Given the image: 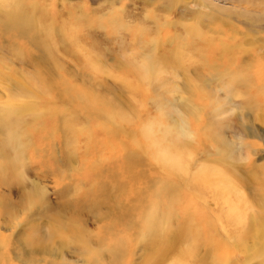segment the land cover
I'll return each mask as SVG.
<instances>
[{"label": "rangeland", "instance_id": "obj_1", "mask_svg": "<svg viewBox=\"0 0 264 264\" xmlns=\"http://www.w3.org/2000/svg\"><path fill=\"white\" fill-rule=\"evenodd\" d=\"M147 55L157 74L141 81L129 64ZM98 101L126 115L124 124H105L103 111L87 106ZM24 104L29 108L10 110ZM148 126L154 136L166 126L189 133L179 138L192 153L185 173L140 151ZM126 160L135 184L123 174ZM206 163L230 173L257 209L264 192V0H0V264H95L84 251L96 247L106 264L118 237L100 230L127 212L131 185L146 205L160 193L158 213L167 212L171 227L193 231L200 218L225 238L218 200L191 182ZM55 218L65 236L50 233ZM80 226L89 244L77 238ZM227 230L235 241L229 262L243 264L250 248L238 243L242 228ZM131 246H117L116 264L142 263L144 240ZM203 251L202 264H215Z\"/></svg>", "mask_w": 264, "mask_h": 264}, {"label": "bare ground", "instance_id": "obj_2", "mask_svg": "<svg viewBox=\"0 0 264 264\" xmlns=\"http://www.w3.org/2000/svg\"><path fill=\"white\" fill-rule=\"evenodd\" d=\"M129 66L132 69L131 72H133L137 79L141 81H149V79H152L157 74V62H154V59L150 55H147L137 63H133L132 65L129 64ZM83 98L84 102H87V96L83 94ZM87 106L92 111H98L99 115H102L101 113L103 111V116L105 118L103 121H105V124H112L114 120L124 124L125 118H127V116H124L122 112L119 113V111L116 112L111 109H107L105 104L100 101H98V104L94 106ZM9 107L10 106L7 108ZM7 108L4 110L5 116L12 115L11 111L14 110H26L29 108V106L27 104L17 107L13 106L10 107L11 111ZM189 112H191V109ZM113 126V130H118L121 128L114 124ZM174 129L175 128L172 129V126H166L161 131V135L154 136V133L148 126V129H144L142 133L143 137L148 140H145L146 142L143 141V145L139 147V149L140 151L143 150L142 152L149 153L151 158L154 161H157L162 167L167 168L172 172L185 173L189 169V162L192 153L190 152L191 150H189L188 145L182 143L179 138H181V136H189V133ZM174 131L175 134H172L174 137L176 135L177 138L173 137L172 141H167L165 139L166 134ZM127 161L128 160L123 162V174H126V176L129 178V184H132V182L135 184V176L132 174V176L128 175L127 170L130 168V165H125ZM219 166L220 165H216L215 163L202 164L200 167L198 166L199 168L197 167V169L192 171L190 176L192 183L198 184L201 187H207L206 189H209L215 199L218 200L217 203L220 206V214L225 221L224 222L221 219V229H223L225 232V238L214 234L217 232L218 227L213 226V224H210L209 222L203 223L200 218L197 219V225H192L191 222L193 231H188V229H186L187 227H171V224L174 225L175 223L172 219L170 222H168L169 216L167 212H165V210L168 209H164L165 213L163 214H159L160 212L158 213V207L156 205L158 203L156 202L157 200L155 201V199L157 196L160 197V193L154 191L155 193L153 194V198L149 197L152 201L146 205V203L144 204V199L142 198L143 196H141L142 192L136 190L135 187L131 185L128 196L133 195L134 198L131 200V202H133L132 204H127V212L119 216H117L115 213L117 217H112L110 215V218L112 219H110L109 224L106 226L104 225L100 230L102 237H105V235L108 234L109 238L107 239L111 241L113 240L114 236L118 237L116 240L112 241L115 244L114 246H116L114 248L111 247L110 252L112 254L109 256V252H107V255L104 253L107 256L106 264L117 263L118 257L115 255V253H117V246L120 249V245L132 247L131 245H134L136 239L138 240V238L143 239L145 243V253L142 258V263L140 262V264H165V261L170 254L171 260L167 264H184L185 261L189 260H191L194 264H202V255H199L202 247H204V258L205 256L207 257V255H212L210 258L212 262L215 261V264H236L234 262H229L228 256L230 251L232 252V255H234L232 249L235 245V241L227 230V227L231 225H237L242 228V232L237 235L239 238L238 243L242 245V248H250L244 253L243 264H250L252 260H256V264H259V259H264V192L260 195L261 199L259 204H256L257 209L254 210L253 207L255 206V200L250 201L248 196H246L245 193H242L238 188L236 185L237 183L233 181L231 174ZM99 177L101 176L97 174L96 178ZM164 188L162 192L164 193V197H166V199L168 196L172 198L174 193L170 190L168 191V189L164 190ZM146 190L148 189L146 188ZM97 191H100V187H97ZM105 192H107V190H105ZM104 194H106L105 196H108V193H101L103 198ZM97 198L99 199V196H97ZM159 199L164 202L162 198ZM166 199L165 201H167ZM174 199L175 197H173V201ZM170 200L171 199H169V204L167 202L166 204L170 205L169 207L171 208ZM118 206L119 204L115 209H117ZM198 224L203 226L202 230H200ZM120 226H122V232L119 230L118 232L115 231L116 228ZM53 228L54 229H51L53 231H50V233L55 237L65 236V232H63L62 229L64 228V225L61 224L60 219H54ZM215 229L216 231L214 232ZM113 230L115 232H113ZM76 235L77 238L84 244H86V241L87 244H89L88 239H85L83 227L80 226ZM188 235L191 236V247L188 248L187 246L184 248L182 244L187 240V238H189ZM248 236L252 237V243L248 245L246 242L247 244L243 247L244 243L241 242L248 239ZM243 251L244 250L241 252ZM84 252L87 254V261H95V264H105L102 262L103 253H101L97 247L95 248V251L90 253L88 251ZM213 253H218L216 260V257L213 256ZM144 260L148 263H145ZM114 261L116 262L114 263Z\"/></svg>", "mask_w": 264, "mask_h": 264}]
</instances>
